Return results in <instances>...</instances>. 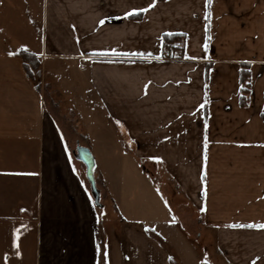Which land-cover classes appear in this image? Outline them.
Returning <instances> with one entry per match:
<instances>
[{"label":"crops","instance_id":"0c3cea01","mask_svg":"<svg viewBox=\"0 0 264 264\" xmlns=\"http://www.w3.org/2000/svg\"><path fill=\"white\" fill-rule=\"evenodd\" d=\"M38 2L37 35L20 30L11 46L0 28V264H111L108 205L120 264H177L158 221L187 234L193 215L223 264H264V0ZM167 35L182 37L167 46ZM20 49L69 81L40 89ZM68 68L86 75L110 154L124 156L120 167L95 161L99 203L46 96L80 90Z\"/></svg>","mask_w":264,"mask_h":264},{"label":"rangeland","instance_id":"374dc122","mask_svg":"<svg viewBox=\"0 0 264 264\" xmlns=\"http://www.w3.org/2000/svg\"><path fill=\"white\" fill-rule=\"evenodd\" d=\"M40 16L41 6L38 0H0V28L3 30L4 35L10 40L9 43L11 46L19 44L18 42L22 36L21 31L23 30L25 31L27 29L26 31L29 32L28 35L35 36L38 34V30L41 29V24L38 20ZM31 26L36 29L33 30V34H30V29H32ZM23 33L27 36V33ZM72 70L71 73V70L68 68L69 76L71 79L76 78V80L78 79L81 81L78 82L80 90L71 89V85L68 84L67 86H63L62 90H59V93L62 94V99L61 95L52 96L47 93L46 96L48 98L51 96L50 98L53 99V102H49L50 105L53 103L51 105V110L63 131L64 137L67 139V142H69L73 151V158L77 160L78 147H85L90 149L95 161H102L107 169L110 164L112 167L116 164L120 167L124 160V156L119 155L114 159V156L110 154L109 143L115 145L116 142L110 137L111 126L108 121L107 113L104 107H101L99 103H95L92 98L93 91L88 90V85L84 84L86 82V75L75 73L74 69ZM34 77L39 88H42L44 91L46 89V92L49 91V87H47L48 84L60 83L62 81L61 78L69 81L67 75H62V77L60 75L56 78H52V76L48 75L43 76L42 72H35ZM62 83H64V81ZM130 163L140 164V162L139 164L136 163L135 159H131ZM87 183L89 184L88 180ZM97 189L99 188L97 187ZM135 189L137 190L138 187ZM107 208V213H103V210L99 211L101 217V244L105 245L106 242L109 241V260L111 264H120L123 257V255L120 254L123 242L120 238L122 235L121 225L119 224L117 226V230L113 229L114 224L110 223V221H114V218L116 219L115 213L113 208L109 205ZM174 212L175 211L167 209L166 214L169 215L168 219L171 220L172 223L177 224V219L173 216ZM164 220L165 218L160 219L158 222L160 226L166 230L165 232H170L169 234L167 233V242L165 245L169 251H174L177 264H223L220 258H217L218 256L215 253L213 242L207 239L204 234L198 236L200 228L195 226L197 225L196 223H198L196 215H193V230L187 234H183L178 225L173 227L176 231H174L173 228L169 229V227L166 226L168 223L164 224ZM188 222L190 223L189 219ZM179 259L181 261H179Z\"/></svg>","mask_w":264,"mask_h":264},{"label":"trees","instance_id":"16d2710c","mask_svg":"<svg viewBox=\"0 0 264 264\" xmlns=\"http://www.w3.org/2000/svg\"><path fill=\"white\" fill-rule=\"evenodd\" d=\"M140 17H141L140 13L129 16V18H132L134 20H137ZM181 37L182 36L180 35H167L164 38V43L165 45L168 46L170 43L176 41V39L181 38ZM15 55L22 59L27 77L31 80H34L35 79L34 73L40 72L39 69H40L41 64H40L38 57L34 53H31L25 49H20L19 51L15 53ZM249 78H250L249 66L247 64L242 65L241 72H240L241 82L245 83L249 81ZM240 104L241 106L248 105V90L245 88L241 89ZM171 264H176V263L175 261L171 260Z\"/></svg>","mask_w":264,"mask_h":264},{"label":"water","instance_id":"95a60500","mask_svg":"<svg viewBox=\"0 0 264 264\" xmlns=\"http://www.w3.org/2000/svg\"><path fill=\"white\" fill-rule=\"evenodd\" d=\"M77 159L82 162L86 167V178L91 186L92 193L96 199V202L99 203L100 192L97 189L94 170L96 167L95 159L89 148L78 147Z\"/></svg>","mask_w":264,"mask_h":264},{"label":"snow or ice","instance_id":"6c2138e0","mask_svg":"<svg viewBox=\"0 0 264 264\" xmlns=\"http://www.w3.org/2000/svg\"><path fill=\"white\" fill-rule=\"evenodd\" d=\"M100 23L103 24L104 21L102 20V21H100ZM251 226H252V227H256V225H251ZM258 227L264 228V225H259Z\"/></svg>","mask_w":264,"mask_h":264},{"label":"built area","instance_id":"2783aa9c","mask_svg":"<svg viewBox=\"0 0 264 264\" xmlns=\"http://www.w3.org/2000/svg\"><path fill=\"white\" fill-rule=\"evenodd\" d=\"M170 49H172V48H174V46L173 45H170V47H169Z\"/></svg>","mask_w":264,"mask_h":264}]
</instances>
